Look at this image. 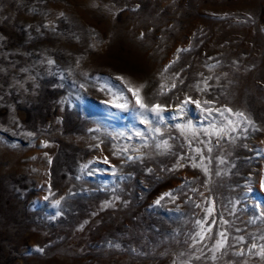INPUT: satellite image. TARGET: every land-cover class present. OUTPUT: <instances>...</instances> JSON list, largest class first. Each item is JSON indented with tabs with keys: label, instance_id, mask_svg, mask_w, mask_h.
I'll return each mask as SVG.
<instances>
[{
	"label": "rangeland",
	"instance_id": "rangeland-1",
	"mask_svg": "<svg viewBox=\"0 0 264 264\" xmlns=\"http://www.w3.org/2000/svg\"><path fill=\"white\" fill-rule=\"evenodd\" d=\"M262 182L264 0H0V264H264Z\"/></svg>",
	"mask_w": 264,
	"mask_h": 264
},
{
	"label": "snow or ice",
	"instance_id": "snow-or-ice-1",
	"mask_svg": "<svg viewBox=\"0 0 264 264\" xmlns=\"http://www.w3.org/2000/svg\"><path fill=\"white\" fill-rule=\"evenodd\" d=\"M167 70V69H165ZM116 79L118 80H123V77H116ZM145 87L144 84H140L139 87L133 88V87H129L128 91L132 93V95L134 97H136V104L139 106V108L143 109L145 112H153L155 113L157 116L160 115L161 112H163L165 110L164 106L161 104H154V105H149L147 103L144 102V98L142 97V95L140 94L143 90V88ZM172 87H175V84L172 85ZM161 88H164V85H161ZM204 90V89H202ZM193 102L191 100V98H188L184 101L181 102L180 105L177 106V110L180 112H183L184 110V106L187 105L188 103ZM197 107H201V102L200 101H195ZM204 104H212L213 102L211 100H206L203 102ZM123 106V105H121ZM204 112H206L209 116H212L213 113L218 114L219 117L223 118L224 120L227 121V124H222L219 127L217 126L216 123H212L209 125V128L204 129V133L206 135H212L215 136L217 138H220L222 135H227L228 132H235L237 130V128L240 126L239 123L237 121H233L232 119L229 118L228 115H225L226 113H228L229 115H234L237 118H244L247 119L246 117H244V113L242 112H233L232 109L230 108H224V109H214L211 107L208 108H203L202 109ZM142 123L147 124L148 121H142ZM248 123L251 124L252 122L250 120H248ZM177 127L180 128L181 134H189L192 136L197 135V130L193 127V125L191 123H187L184 125H177ZM154 131L158 134H160V129L159 128H155ZM137 135H141V133H137ZM191 143V142H190ZM210 143V142H209ZM156 147L158 148H163L165 150L170 149L171 145H169V143L165 140L162 141L161 143L157 144ZM212 149L209 147L208 151H211ZM197 152L200 151V149H196ZM128 159H132V157H128ZM105 163H107V158H105ZM221 163H224L223 160H221ZM181 167L183 165H180ZM200 165L198 164H193V167H199ZM85 167H87V165H85ZM205 172L208 171L207 168L204 169ZM218 174V173H217ZM262 187H264V182H262ZM193 191H195V189H193ZM166 195H171L166 194ZM48 196H45L44 199L48 200ZM64 197H60V199H57L53 202V206L59 208L60 204H61V200H63ZM157 203H159V201H157ZM199 206V205H198ZM258 207H264V206H258ZM57 215H59V211H57L56 213ZM208 214L211 215L212 214V209L209 208L208 209ZM260 218H264V212H261V216ZM204 223H206V221H197V224H199L201 226V232L196 233V235L199 237V240H194V243H199L200 241H203L205 239V235L203 234L205 231H207L208 233H211V226L209 225V227L207 229L204 228ZM212 223H215V221L213 220ZM223 223H228L227 221H223ZM221 239L217 240L216 243L212 246L211 249H209V251L212 252V256L211 259L213 261L217 260L219 257H217L216 253L220 252L221 249L225 248V245L227 243L228 237L224 232L219 233ZM240 242L244 241V237L241 236L238 238ZM260 239H264V236H261ZM117 247H119V245H117ZM229 247H231V245H229ZM258 247V245H256L255 243H253L249 249V251H251L252 249H256ZM260 247V251L258 253H254L255 255H259L262 258H264V246H259ZM236 255H240L243 256L244 255V251L240 250L238 252L235 253ZM183 255V254H181ZM196 259H200V257H196ZM175 264V262H174Z\"/></svg>",
	"mask_w": 264,
	"mask_h": 264
}]
</instances>
